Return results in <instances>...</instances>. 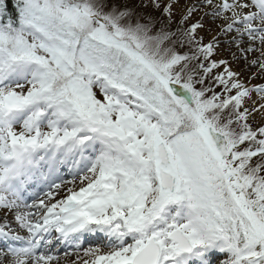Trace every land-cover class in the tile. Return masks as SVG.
<instances>
[{"label":"snow or ice","instance_id":"obj_1","mask_svg":"<svg viewBox=\"0 0 264 264\" xmlns=\"http://www.w3.org/2000/svg\"><path fill=\"white\" fill-rule=\"evenodd\" d=\"M0 264H264V0H0Z\"/></svg>","mask_w":264,"mask_h":264}]
</instances>
